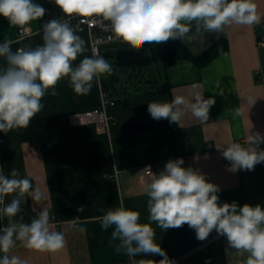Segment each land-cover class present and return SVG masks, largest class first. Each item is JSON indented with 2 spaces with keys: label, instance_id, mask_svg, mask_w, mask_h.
I'll return each instance as SVG.
<instances>
[{
  "label": "crops",
  "instance_id": "1",
  "mask_svg": "<svg viewBox=\"0 0 264 264\" xmlns=\"http://www.w3.org/2000/svg\"><path fill=\"white\" fill-rule=\"evenodd\" d=\"M34 2L44 7L46 13L39 20L24 26L37 33L21 44L13 43V51L21 45L26 48L41 45L43 24L52 20L53 12L63 14L54 0ZM256 3L258 9L264 12V0H256ZM19 29L10 26L0 16L1 40L13 41ZM77 34L85 40L87 51L77 57L73 66L85 56L93 55L88 34L79 31ZM190 34L195 39L185 42L196 55L205 52L222 35L227 39L228 48L204 67H198L190 60H180L170 66L165 70L163 82L169 85L166 92L145 93L146 86L141 88L143 93L126 92L122 101L110 108L116 119L110 132L95 124L75 126L70 123V114L99 107L100 88L99 81L94 79L91 91L87 95H78L70 86L68 77L57 83L56 95L48 90L42 99L44 108L34 118L58 119L63 134L60 142L38 151L29 143L22 142L16 130L7 134L0 132V166L4 174L17 169L22 178L27 176L30 179L33 189L39 190L41 196L39 200L26 196V203L21 205L23 211L14 219L23 217V222L30 223L40 211L47 209L53 230L63 232L66 240L64 249L56 253L36 252L17 242L9 255H18L28 264H137L141 259L159 261L162 259L159 255L118 254L115 251L118 241L111 239L114 229H102L99 218L107 210L122 205L138 211L140 223H149V198L143 191L144 183L151 173L158 174L169 160L177 158H183L182 167L198 170L208 182L219 187L221 204L235 201L239 206L260 204L264 208V162L251 171H230V162L218 149L229 142L245 145L249 135L259 133L264 137V20L254 26L233 25L219 34L197 35L193 27ZM113 45L127 47L136 58L140 54L139 50L127 44ZM113 45L103 46L104 50L101 48L104 58L113 55ZM135 60L133 65L136 68L138 63ZM5 66L6 61L0 58V68ZM193 84L199 85L195 91L201 92L205 99L215 100L208 121L201 122L188 113L179 124L129 131L133 127L154 125L150 114L141 111L148 103L171 102L176 95L192 99ZM112 98L117 100L114 96ZM250 100L255 103H250ZM259 147L264 149V143ZM115 170L118 171L117 179L113 177ZM14 195H7L5 204L10 203ZM80 207L84 208L83 212L77 211ZM73 219H78L77 226L85 228V231L80 232L73 227ZM8 223L7 217L0 218V228ZM186 226L162 230L152 223L156 232L155 242L166 251L169 259L212 238L214 240L210 244L182 264H243L247 258V253L237 255L236 250L228 247L226 237L215 231L206 240L200 241L195 231ZM2 255L0 253V257Z\"/></svg>",
  "mask_w": 264,
  "mask_h": 264
},
{
  "label": "clouds",
  "instance_id": "2",
  "mask_svg": "<svg viewBox=\"0 0 264 264\" xmlns=\"http://www.w3.org/2000/svg\"><path fill=\"white\" fill-rule=\"evenodd\" d=\"M54 3L64 18L43 24L41 45L13 51L12 40L0 43V58L6 61V66L0 68V132L4 134L26 129L43 110L42 99L48 90H52V95L57 94L55 87L62 78H69L76 94L87 95L94 79L112 73V65L95 51L73 66L87 48L85 40L77 34L79 26L71 25L72 18H81V24H99L112 33L109 40L135 50L169 40L191 42L195 39L190 34L193 27L197 35L219 34L233 25L254 26L264 20V12L258 9L256 0H54ZM45 13L46 9L34 0H0V16L10 26L23 29ZM198 87L191 85L192 99L176 95L171 102L152 101L147 111L156 121L166 119L179 124L191 113L192 117L206 122L215 100L205 99L201 92L195 91ZM261 143L264 137L257 133L248 136L246 145L229 142L218 149L230 162V171H251L264 162ZM183 164V158L169 160L163 170L151 173L145 181L143 191L149 198V223H140V213L122 205L107 210L99 218L102 229H114L111 239L118 241L115 251L162 257L159 261L141 259L137 264H175L155 242L152 223L162 230L186 224L200 241L214 231L226 237L228 247L236 250L237 255L247 253L243 264H264V208L260 204L239 206L235 201L221 204L219 187L208 182L198 170L182 167ZM9 194L15 195L5 204ZM26 196L34 200L41 198L27 176L22 178L15 168L6 175L0 166V205H4L0 207V218L9 220L7 226L0 228V253H3L0 264H28L18 255H9L17 242L29 250L51 253L61 251L66 245L64 233L53 230L47 209L40 211L30 223L23 222V217L14 219L23 211L21 205L26 203ZM77 211L83 212L84 208ZM77 220H71L73 227L85 231L77 226Z\"/></svg>",
  "mask_w": 264,
  "mask_h": 264
},
{
  "label": "trees",
  "instance_id": "3",
  "mask_svg": "<svg viewBox=\"0 0 264 264\" xmlns=\"http://www.w3.org/2000/svg\"><path fill=\"white\" fill-rule=\"evenodd\" d=\"M149 48L153 59L157 63H160L164 70H166L180 60H190L194 62L198 67L207 66L218 54H220L222 51L227 50L228 42L225 35H222L218 41L213 43L205 52L199 55L194 54L188 47L186 42H181L179 39L169 40L168 42L159 45L152 44L149 45ZM142 76L143 78L141 79V82L143 83V81L146 80L144 83V85H146L147 87L145 93H152L154 91L163 93L166 92L169 88L167 82L163 83L161 86H157L156 81L147 82V79L149 77L144 73L142 74ZM102 80L104 89L110 97H113L114 94L118 91L116 88V83L120 80L119 77L114 76L108 80L102 78ZM117 100H115L116 103L122 101L121 99ZM147 107H144L141 111L144 113H148ZM154 121L155 123L152 126L133 127L129 131L145 130L157 127L159 125L175 124L170 123L166 119ZM16 131L18 132L19 138L22 142L29 143L38 151H43L50 145L60 142L63 139L60 124L58 119L56 118H36L31 121L30 125L26 129H18ZM181 228L182 227L175 229ZM186 228L188 229V226H186Z\"/></svg>",
  "mask_w": 264,
  "mask_h": 264
},
{
  "label": "built area",
  "instance_id": "4",
  "mask_svg": "<svg viewBox=\"0 0 264 264\" xmlns=\"http://www.w3.org/2000/svg\"><path fill=\"white\" fill-rule=\"evenodd\" d=\"M51 18L53 19H63V14H58L53 12L51 14ZM80 19L78 17L72 18L70 23L72 26H79V32H85L89 36L90 47L92 54L95 51L96 54L103 56L101 48L106 45H113V44H123L120 42H114L109 40V37L112 35L110 31L103 30L99 24L96 25H89L88 23H80ZM89 20L96 19V18H87ZM37 32L31 29L30 27H24L23 29H19L16 38L13 40V43L21 44L25 40L34 36ZM3 40L0 39V43ZM19 48H26L21 45ZM99 81V88H100V105L96 109L86 110L84 112H76L72 113L69 116V121L72 125L80 126V125H88V124H95L101 127L103 130L110 132L111 127L116 123V119L110 112V108L115 106L117 103L116 101L108 95L106 90L103 86L102 76L98 79ZM247 143H245L246 145ZM118 171L115 170L113 177L117 179ZM4 205H0L3 207ZM4 226H2L3 228ZM214 238L209 239L205 242H202L195 246L194 248L186 251L185 253L173 258L172 260L175 261V264H182L186 261L189 257L195 255L201 249L206 247L210 244Z\"/></svg>",
  "mask_w": 264,
  "mask_h": 264
},
{
  "label": "rangeland",
  "instance_id": "5",
  "mask_svg": "<svg viewBox=\"0 0 264 264\" xmlns=\"http://www.w3.org/2000/svg\"><path fill=\"white\" fill-rule=\"evenodd\" d=\"M113 49V55L105 57V59L112 65L113 71L109 74H103L106 80L111 77L118 76L119 81L116 83L117 93L114 94V97L117 99H122L126 95V92L131 94H137L138 92H144L141 88L144 85L141 82L143 78L142 74L144 73L150 80L155 81L159 86L163 84L165 78V70L160 63H157L148 47L145 49L141 48L139 50V55H132V52L127 47H122L120 45L111 46ZM110 48V47H108ZM106 48H102L104 50ZM137 59V66L133 65ZM143 84V85H142Z\"/></svg>",
  "mask_w": 264,
  "mask_h": 264
}]
</instances>
